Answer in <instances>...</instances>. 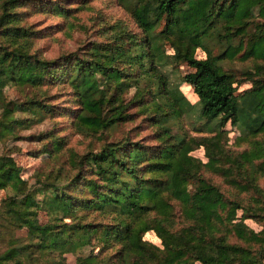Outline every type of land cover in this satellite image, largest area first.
Wrapping results in <instances>:
<instances>
[{
    "label": "trees",
    "instance_id": "obj_1",
    "mask_svg": "<svg viewBox=\"0 0 264 264\" xmlns=\"http://www.w3.org/2000/svg\"><path fill=\"white\" fill-rule=\"evenodd\" d=\"M121 2L131 9L143 37L114 31L108 45L92 41L90 52L44 58L32 49L38 31L21 23L27 0H0V139L53 114L55 104L41 95L42 86L50 84L69 86L79 129L99 132L127 119L121 93L144 77L148 83L137 87L134 96L140 92L137 101L153 104L154 120L163 119L159 116L166 114L165 102L182 114L187 100L162 76L167 61L192 68L182 79L198 96L204 129L214 133L185 139L164 128L159 136L163 144L155 151L129 137L105 142L99 150L77 153L74 172L64 183H47L46 190H51L41 200L36 190L43 185L30 189L15 159L0 154V188L12 190L0 199V240L5 242L0 264L49 262L56 250L73 252L86 244L88 249L78 253L73 264H264V229L255 231L243 221L264 216V203L228 197L200 172L206 168L238 191L264 197L255 181L259 171L248 170V164L264 153V141L255 140L254 151H235L226 146L222 129L229 121L239 136L264 134V0ZM162 21L163 28L155 31ZM197 48L205 55L197 56ZM247 58L251 65L239 73L228 63ZM245 81L250 85L238 90ZM8 83L36 90L22 100L8 98ZM21 112L25 115L17 114ZM39 136L52 142L49 131ZM57 138L55 150L62 144ZM215 140L216 147H209ZM193 144L204 146L205 162L189 152ZM79 185L87 188L89 197L72 192ZM38 206L52 219L39 222ZM176 207L183 223L175 228ZM90 212H112V221L87 219ZM22 226L28 234L24 239L13 233ZM149 229L160 245L143 237ZM228 231L236 235L234 240Z\"/></svg>",
    "mask_w": 264,
    "mask_h": 264
},
{
    "label": "rangeland",
    "instance_id": "obj_2",
    "mask_svg": "<svg viewBox=\"0 0 264 264\" xmlns=\"http://www.w3.org/2000/svg\"><path fill=\"white\" fill-rule=\"evenodd\" d=\"M22 8L25 13L21 23L38 31L33 36L32 49L37 50L40 56L44 58L55 57L70 51L82 53V51L89 49L92 41L102 40L100 45H108L107 42L112 40L114 31L127 34V37L133 36V38L143 37L144 35L142 29L137 25L131 9L122 4L121 0H27V5ZM60 9L63 10V13L59 12ZM162 28L163 21L155 27V31L158 32ZM164 42L166 51L171 52L172 48L166 40ZM196 55L202 57L205 55V51L197 48ZM251 61V58H247L236 59L228 63L239 73L241 69L249 67ZM191 69L182 61H167L161 68L162 76L168 86L180 90L184 98L189 101L188 103L186 101L188 109L184 111V108L182 114L174 113L169 104L165 102L162 108L166 110V114L163 117L159 116L163 119L159 122L154 120L156 115L153 111L155 108L153 104L144 105L142 102L137 101L140 92L134 96L137 87H142L148 83L144 77L139 84L126 87L121 93L127 119L125 118L120 124L99 132H93L90 129H79L76 126V117L72 112L76 103L69 93V86L63 83L60 85H43L41 95H45L50 102L55 104L53 114L45 115L41 120L32 122L27 128H17L14 135L0 139V154L8 153L15 159L21 167V176L26 179L30 189L36 190L37 187L43 185L36 190V198L41 200L43 194H48L51 190H46L47 183H64L68 174L74 172L76 160L74 161L73 158L74 156L77 158V153L81 154L88 149L99 150L105 142L124 140L129 137L133 140H141L146 149L155 151L157 145L159 147L163 144V139L159 136L164 128H167L171 134L177 133L185 139L211 135L214 131L204 129L205 124L199 114L197 94L190 84L189 89H187L185 85H188V83L182 79L183 74ZM249 85V81L242 82L238 90ZM35 90L32 86L14 83H8L4 87L6 97L18 100L24 99L26 95L34 93ZM17 114L25 115L23 112ZM222 129L226 130L224 135L226 146L235 151L244 148L254 151L255 140L264 141V134L261 133L247 137L239 136V130L229 121L222 126ZM45 131L52 133L51 143L47 140L48 138L40 139L39 134ZM55 137L62 141L61 146L56 150L54 148ZM193 145V149L189 152L205 162L207 156L205 155L204 146L202 144ZM216 145V140L208 143L209 147H216ZM262 161H264V153L248 164V170L250 174L259 171L255 175L257 176L255 181L264 193V170H261L264 165H261ZM200 172L202 176L218 184L228 197H238L244 203L252 201L257 204L264 203L263 196L253 191H238V189L230 186L220 174L206 168H202ZM79 187L80 185L72 192L77 196L85 195V197H89L90 192L85 190L87 188L82 186L79 189ZM43 188H45V191L42 190ZM10 194H12V190L9 187L0 188V199ZM82 213V210L78 211V214L82 215ZM236 213L237 216H241L242 211L237 209ZM112 216V212L106 214L90 212L87 219L106 223L112 221ZM36 217L39 222H47L52 219V216L47 213V209L40 206L36 208ZM243 221L255 231L264 229V216L246 217ZM182 223L183 219L176 207L174 227H180ZM13 233L21 239L28 237L25 226L14 228ZM227 233L228 237L234 240L236 235L230 231ZM97 237H100V233ZM143 237L156 245L161 244L160 238L152 229L147 230ZM4 247L5 242L0 240V250ZM88 247V244H86L78 247L73 252L56 250L52 254L53 261L48 262L47 259H42L40 264H73L75 256L78 253L85 252Z\"/></svg>",
    "mask_w": 264,
    "mask_h": 264
}]
</instances>
